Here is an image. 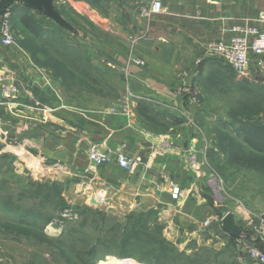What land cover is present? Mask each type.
<instances>
[{"label": "crops", "instance_id": "1", "mask_svg": "<svg viewBox=\"0 0 264 264\" xmlns=\"http://www.w3.org/2000/svg\"><path fill=\"white\" fill-rule=\"evenodd\" d=\"M59 2L55 0V6ZM145 3L111 0L106 16L88 8L87 17L126 44L105 51L111 67L121 71L123 93L126 86L133 93L128 113L120 110L123 93L101 108L82 106L75 78L66 81L63 73L51 77V66L27 60L23 40L28 31H17L12 46L0 44V192L5 186L19 187L22 195L31 183L55 184L65 199L92 201L111 211L161 209V214L178 217L172 226H180L181 219L191 224L189 235L199 245L213 242L229 248L232 254L224 258L225 264H259L236 253L256 241L253 230L259 220L234 216L245 236H229L221 224L226 213L210 199L189 162L192 149L195 165L203 167L199 157L205 148L204 139L189 128V112L197 108L189 101V78L204 44L227 37L234 26H262L255 19L264 11V0H162L163 10L149 18L140 12ZM13 5L12 24L21 22L24 14L45 27L53 23L21 2ZM144 32L154 39L129 44L130 34ZM206 58L195 77L209 68ZM251 80L264 84V57ZM92 145L126 154L135 162L133 171L125 172L114 162L90 164ZM173 187L178 188L176 197ZM200 227L207 233L205 240L197 234Z\"/></svg>", "mask_w": 264, "mask_h": 264}, {"label": "rangeland", "instance_id": "2", "mask_svg": "<svg viewBox=\"0 0 264 264\" xmlns=\"http://www.w3.org/2000/svg\"><path fill=\"white\" fill-rule=\"evenodd\" d=\"M59 1L56 8L76 33L59 29L51 21L47 30H52V35L44 38L61 45L63 55L60 53L58 61L50 60L46 51L49 46L40 47L28 35L23 40L25 57L50 65L51 77L63 73L66 81L74 77L68 68L63 71L59 62L73 60L74 54L76 64L91 62L101 73L98 83L75 76L84 100L82 106L104 107L123 93V76L111 67L105 48L126 44L87 16L90 7L106 16L111 0H92L95 7L86 0ZM79 2L89 7L74 4ZM13 30L15 39L17 31H27L19 23L13 24ZM70 46L79 49L81 56ZM198 57H194L189 78V101L197 106L189 112V128L205 142L199 157L203 167L196 172L223 213L232 212L239 221L259 220L264 216V84L242 77L215 56L206 58L209 68L195 77L206 56L199 62ZM195 157L189 150L190 163ZM8 160L6 157L4 162ZM30 188L22 195L19 187L5 186L0 192V264H225L224 258L232 254L229 248L213 242L199 245L189 235L191 224L181 219L180 226H172L179 222L178 217L161 214V209L111 211L92 201L58 199L54 194L46 199L35 186ZM197 234L204 240L208 237L203 227Z\"/></svg>", "mask_w": 264, "mask_h": 264}, {"label": "built area", "instance_id": "3", "mask_svg": "<svg viewBox=\"0 0 264 264\" xmlns=\"http://www.w3.org/2000/svg\"><path fill=\"white\" fill-rule=\"evenodd\" d=\"M146 3L141 8V14L149 18L153 14L160 13L163 10L162 0H144ZM262 24L261 27L255 25L231 28L227 37L210 40L204 44L201 55L197 58L199 62L202 56H215L226 62L242 77L252 79L255 72L263 66L264 57V11L260 12L255 19ZM153 36L147 32L139 34H130L128 41L134 46L139 40H153ZM15 34L12 24V14L9 9L0 15V44L4 47L15 44ZM130 60L139 65L145 62L138 58L130 57ZM185 89V87L183 88ZM133 96L131 90L126 86L123 93V103L120 106L121 112L128 113V101ZM116 111V107L111 109ZM89 163L96 166L108 162L116 163L125 172H132L135 162L124 153L112 154L109 151L101 150L96 145H92L88 151ZM193 167L196 171L200 170V165ZM178 188H172V196L176 197ZM256 241L248 243L244 247L237 248L238 257H246L251 261L264 264V216L261 217L254 228Z\"/></svg>", "mask_w": 264, "mask_h": 264}, {"label": "trees", "instance_id": "4", "mask_svg": "<svg viewBox=\"0 0 264 264\" xmlns=\"http://www.w3.org/2000/svg\"><path fill=\"white\" fill-rule=\"evenodd\" d=\"M86 1H88L93 7H95V5L92 4V0H86ZM13 6L14 5H12L11 7H9V10L10 11L13 9ZM16 11H17L16 14H18V10H16ZM59 12L64 17V15L61 13V11H59ZM41 15L43 16L42 13H41ZM20 21L21 22H19V24H21L22 27L25 28L30 33L31 37L34 40H37L38 45L40 47L49 46L48 50H46L47 51V56H49V59L50 60H53L54 59L53 61H58L57 58L59 57V55L61 53V48H60L61 45L55 44V43L46 42V40H45L46 38H44L45 36H47V34H51L52 35V32H51L52 30L48 31L47 30L48 28L45 27V26H43V23H41L40 20L36 19L34 16H32L30 14H27V15L24 14L23 17H22V19ZM59 29H62V28H59ZM60 37H61L60 38L61 41H65V38L63 36H60ZM70 49L73 50V52L75 51V53L76 52L77 53L78 52L80 53V50L79 49H76V48H73L72 49L71 46H70ZM78 56H79V54H78ZM80 56H81V53H80ZM63 58H65V57H63ZM67 59H69V60L68 61L63 60V61L59 62L60 63L59 66H60V68L63 71H66V69L68 68V70L72 74V77L75 78V76H77V77H79L80 80H83V81L84 80L86 81L87 80L86 78H89V81H91L92 83H98V77H99V75L101 73H99V71L96 70L95 66L93 64H91V62H86L85 64H81V62H79V64L78 63L76 64L75 63L76 62L75 61V54L73 55V60L71 58H67ZM78 68L80 70H78ZM92 71L96 75H93L92 73H90ZM253 132H255V131L253 130ZM31 185L33 187L35 186V189H37V192H39V194L44 195V198H46V199H52V197H53L52 195L53 194L58 199H63L62 196H61V194H60V191H59L58 187L55 184L48 185V184H40V183H31ZM94 210L100 212V210L98 208H95ZM125 258H128L130 260H133L134 262H137L136 260H134L132 258H129V257H125ZM145 264H148V263H145Z\"/></svg>", "mask_w": 264, "mask_h": 264}, {"label": "water", "instance_id": "5", "mask_svg": "<svg viewBox=\"0 0 264 264\" xmlns=\"http://www.w3.org/2000/svg\"><path fill=\"white\" fill-rule=\"evenodd\" d=\"M21 2L30 9L40 11L43 16L55 22L59 27L75 32L73 26L60 14L55 6V0H0V15L4 13L15 2ZM222 229L231 237H244L242 229L236 224L232 212H227L221 219Z\"/></svg>", "mask_w": 264, "mask_h": 264}, {"label": "bare ground", "instance_id": "6", "mask_svg": "<svg viewBox=\"0 0 264 264\" xmlns=\"http://www.w3.org/2000/svg\"><path fill=\"white\" fill-rule=\"evenodd\" d=\"M118 264H130V263L126 261H122V262H119Z\"/></svg>", "mask_w": 264, "mask_h": 264}]
</instances>
